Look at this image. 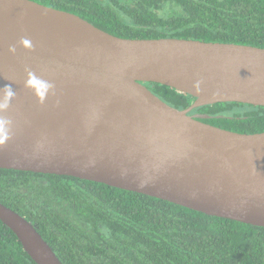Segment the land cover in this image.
<instances>
[{"label":"water","instance_id":"water-1","mask_svg":"<svg viewBox=\"0 0 264 264\" xmlns=\"http://www.w3.org/2000/svg\"><path fill=\"white\" fill-rule=\"evenodd\" d=\"M146 82L193 100L178 109ZM5 84L16 95L0 111L11 121L0 168L77 177L264 227V131H231L190 114L223 102L264 106V47L123 38L35 0H0ZM0 221L36 264H62L35 226L1 202Z\"/></svg>","mask_w":264,"mask_h":264},{"label":"trees","instance_id":"trees-1","mask_svg":"<svg viewBox=\"0 0 264 264\" xmlns=\"http://www.w3.org/2000/svg\"><path fill=\"white\" fill-rule=\"evenodd\" d=\"M123 38H187L264 47V0H35ZM178 109L193 98L144 83ZM240 133L264 131V106L190 111ZM0 202L25 217L62 264H264V227L77 177L0 168ZM0 264H36L0 221Z\"/></svg>","mask_w":264,"mask_h":264},{"label":"clouds","instance_id":"clouds-1","mask_svg":"<svg viewBox=\"0 0 264 264\" xmlns=\"http://www.w3.org/2000/svg\"><path fill=\"white\" fill-rule=\"evenodd\" d=\"M25 45L29 44L27 39L23 40ZM9 51L15 52V47L10 46ZM47 85L48 90H52L54 85L48 81H42ZM31 81H26V84L30 85ZM0 111L6 110L9 107L11 100L15 97L16 92L10 84H5L3 87H0ZM11 133V121L7 118H0V145L4 144L9 138Z\"/></svg>","mask_w":264,"mask_h":264},{"label":"flooded vegetation","instance_id":"flooded-vegetation-1","mask_svg":"<svg viewBox=\"0 0 264 264\" xmlns=\"http://www.w3.org/2000/svg\"><path fill=\"white\" fill-rule=\"evenodd\" d=\"M195 113H196V114H197V113H199V114H204V113H200V112H193V113H191V114H195Z\"/></svg>","mask_w":264,"mask_h":264}]
</instances>
